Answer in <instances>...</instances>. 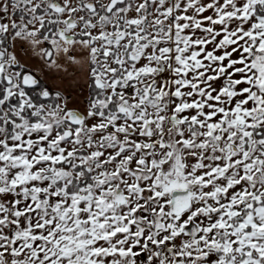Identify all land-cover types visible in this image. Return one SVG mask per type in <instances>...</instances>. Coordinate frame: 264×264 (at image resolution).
<instances>
[{
	"label": "snow or ice",
	"instance_id": "snow-or-ice-1",
	"mask_svg": "<svg viewBox=\"0 0 264 264\" xmlns=\"http://www.w3.org/2000/svg\"><path fill=\"white\" fill-rule=\"evenodd\" d=\"M0 264H264V0H0Z\"/></svg>",
	"mask_w": 264,
	"mask_h": 264
}]
</instances>
